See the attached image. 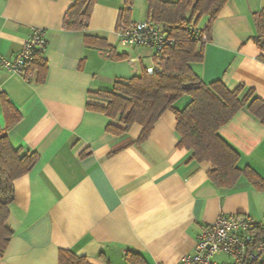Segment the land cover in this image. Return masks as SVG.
<instances>
[{
    "label": "crops",
    "instance_id": "obj_1",
    "mask_svg": "<svg viewBox=\"0 0 264 264\" xmlns=\"http://www.w3.org/2000/svg\"><path fill=\"white\" fill-rule=\"evenodd\" d=\"M137 1L143 5L133 0L130 19H148L147 0L145 16L136 17ZM72 3L0 0L1 54L14 57L35 28L47 30L31 80L0 65V130L6 126L5 94L21 114L7 130L10 142L39 153L33 169L14 180L8 218L14 232L0 264H60L61 248L92 264H135L129 253L142 256L144 264H178L195 251L201 224L221 213L249 216L264 228V189L245 175L230 187L214 182L212 163L192 159L190 149L178 146L172 110L138 144L139 123L115 133L107 126L124 123L88 107L106 104L98 90L151 67L153 52L120 43L117 27L126 0H97L84 29L65 26ZM263 8L264 0L226 2L212 24L204 60L193 64L205 82L222 78L230 88L244 83L264 99V49L254 39V13ZM207 21L205 16L200 26ZM111 47L125 57H112ZM189 99L183 95L175 105ZM220 134L240 153V167L264 177V124L258 117L244 107ZM229 259L218 253L212 262Z\"/></svg>",
    "mask_w": 264,
    "mask_h": 264
},
{
    "label": "trees",
    "instance_id": "obj_2",
    "mask_svg": "<svg viewBox=\"0 0 264 264\" xmlns=\"http://www.w3.org/2000/svg\"><path fill=\"white\" fill-rule=\"evenodd\" d=\"M97 0H73L66 12L65 26L69 29H84L88 26L93 6ZM228 0H147L148 19L165 27L172 42L155 58L156 67L149 71L142 67L140 74L128 79H117L111 89L95 92L106 99V104L88 103L89 108L124 123V127L109 124L107 129L126 133L139 123L141 133L136 143H143L152 133L161 115L168 109L176 115L178 146L192 152V159L210 161L208 174L220 186H233L241 175H245L259 189H264V177L252 167H240V153L220 134V128L244 107L264 124V99L253 87L244 83L230 88L222 78L205 82L193 64L204 60L205 44L211 39L212 24ZM133 0H126L120 11L118 23L131 21ZM208 16L205 27L202 19ZM258 34L257 44L264 49V8L254 13ZM206 35V38L203 35ZM110 55L125 57L110 48ZM38 62V63H37ZM40 64L41 60H37ZM189 101L181 108L175 102L183 95ZM6 126L0 130V255H3L14 232L8 222L9 205L14 199V180L31 171L39 159L35 150L14 147L7 130L20 120V111L10 99L1 95ZM255 237L264 238V228L253 226ZM135 264H144L142 256L129 253ZM60 264H92L86 256L77 255L69 249L59 251Z\"/></svg>",
    "mask_w": 264,
    "mask_h": 264
},
{
    "label": "built area",
    "instance_id": "obj_3",
    "mask_svg": "<svg viewBox=\"0 0 264 264\" xmlns=\"http://www.w3.org/2000/svg\"><path fill=\"white\" fill-rule=\"evenodd\" d=\"M117 35L125 46L149 47L154 61L161 55L163 47L172 42L165 27L150 19H123L118 23ZM46 43L47 30L37 27L14 57L0 53V65L31 80L36 74L38 56ZM155 67L154 62L148 69L153 71ZM255 223L246 215L221 213L214 222L201 224L195 251L185 254L178 264H213L212 257L218 253H226L230 257L222 264H264V238L255 237Z\"/></svg>",
    "mask_w": 264,
    "mask_h": 264
},
{
    "label": "rangeland",
    "instance_id": "obj_4",
    "mask_svg": "<svg viewBox=\"0 0 264 264\" xmlns=\"http://www.w3.org/2000/svg\"><path fill=\"white\" fill-rule=\"evenodd\" d=\"M145 3V0H143V5L142 6H140L141 4L139 3V1H137V4H138V7H137V5H136V7H137V9H136V17H139L140 15H143V16H145V13H146V4H144Z\"/></svg>",
    "mask_w": 264,
    "mask_h": 264
}]
</instances>
